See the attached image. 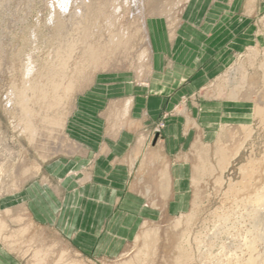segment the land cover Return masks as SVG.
I'll return each mask as SVG.
<instances>
[{
	"label": "rangeland",
	"instance_id": "374dc122",
	"mask_svg": "<svg viewBox=\"0 0 264 264\" xmlns=\"http://www.w3.org/2000/svg\"><path fill=\"white\" fill-rule=\"evenodd\" d=\"M82 1L86 5L85 23L77 41L76 56L69 63L73 73L72 88L68 93H62L67 96L64 106L59 105L45 114L48 119L63 117L67 121L77 97L103 75L121 76L132 85L146 88L150 53L142 55L146 46L141 28L145 25L149 42V22L162 25L168 37L172 35L174 24L175 34L183 20L184 0ZM53 5L54 0H0V248L18 264H117L129 259L141 243L132 240L123 253L111 259L78 254L54 231L31 224L19 208L12 212L3 205L25 185L39 182L46 163L64 158L71 152L65 125L53 133L43 130L33 142L28 139L16 116L14 96L4 77L5 60L15 66V71L7 75L11 78L17 75L16 66L31 56L34 78L41 82V70L50 60V53L61 34L54 16H51L54 10L58 12ZM117 5H120L119 9ZM239 9L246 26L240 28V38L242 41L250 31V43L242 45L226 69L202 91L183 97L176 106L164 111L151 130L156 145L168 120L172 117L182 119L183 150L182 154L171 157L170 161L175 162L172 167L176 170L169 173L172 177L181 176L185 187L175 188V193L163 188L161 173L168 168V162L165 163L164 157L160 156L159 196L153 199V189L143 188V223L156 232L147 264H173L179 254L176 247L182 245L185 230L192 240L191 258L186 264H264V172H261L255 194L238 200L236 191L232 192L240 189L246 180L241 173L243 166L256 170L264 165V120L254 118L251 111L264 87V0H240ZM110 22L114 25L110 26ZM121 30L129 42L128 50H110L112 33L118 34ZM89 45L101 52V62L97 66L83 64L80 54ZM230 68L238 69L233 75L244 74L242 76L247 79L238 95L240 121L230 115L215 126L197 124L202 126L197 130L193 120L199 115L201 106L214 111L228 101L229 86L224 80L230 77ZM69 80L70 76H67L62 87ZM32 109L34 126L39 127L42 108L37 98L33 99ZM211 119L215 120L214 117ZM245 124L248 128L242 130L241 126ZM221 148L231 158L224 171L218 166ZM199 159L208 171L192 187V178H197L193 167ZM179 164L185 167L184 171L178 170L182 167ZM249 184L251 187L253 182ZM230 185L236 188L230 189ZM195 199L197 206L193 218L187 224L172 227L176 217L190 211ZM181 220L187 219L183 217ZM197 236L202 238L203 244H198ZM8 263L2 258L1 264Z\"/></svg>",
	"mask_w": 264,
	"mask_h": 264
},
{
	"label": "crops",
	"instance_id": "0c3cea01",
	"mask_svg": "<svg viewBox=\"0 0 264 264\" xmlns=\"http://www.w3.org/2000/svg\"><path fill=\"white\" fill-rule=\"evenodd\" d=\"M218 1L191 0L175 35L167 37L162 25L149 22L148 86L137 87L121 76L98 77L77 97L65 123L71 152L46 163L41 180L12 195L5 209L19 208L32 224L54 231L78 254L111 259L123 253L144 221L143 188L153 189V199L159 196L160 156L168 162L161 173L169 174V180L162 177L163 188L175 193L185 187L181 176L169 173L176 170L171 157L183 150L182 119L168 120L156 145L151 130L164 111L202 91L251 41L250 31L240 38V28L246 27L240 0ZM218 108L201 106L195 128L215 126L230 115L240 121L238 102L228 100ZM2 258L18 264L0 248V264Z\"/></svg>",
	"mask_w": 264,
	"mask_h": 264
},
{
	"label": "bare ground",
	"instance_id": "6f19581e",
	"mask_svg": "<svg viewBox=\"0 0 264 264\" xmlns=\"http://www.w3.org/2000/svg\"><path fill=\"white\" fill-rule=\"evenodd\" d=\"M190 1L191 0L183 1L181 12L184 11L185 7L189 4ZM55 6L58 12L54 10V12L51 13V16H54L61 34L50 53V60H47L45 62L41 70V82H37L34 78V65L31 56H29L27 60L21 62L19 66H16L17 75L11 78H8L7 75L8 73L15 71V66L8 60H5V62L3 61L5 64L4 77L7 81V85L10 88L12 95L14 96V101L17 107L16 116L19 123L23 125V130L28 136V139L32 142L40 137L43 130L53 133L54 131L62 130L64 128L66 119H64L63 117L48 119L45 114H47L48 111L52 110L53 108L58 107L59 105L64 106V100H66L67 96L62 93H68L72 88L71 76L73 75V73L69 63L74 58V56H76L77 41L80 38L81 33L83 32L85 23L84 10L86 5L82 0H54L53 7ZM119 7L120 5H117L118 9ZM112 24L114 25V23L110 22V26ZM174 30L175 24L172 31L173 35H175L173 33ZM141 31L143 33V44L146 46V50L142 51V55L148 56L150 52L145 25H143ZM123 32L121 30V32L118 34L112 33L109 39L110 50L116 51L118 48L128 50L129 42L124 39L125 34ZM252 53L256 54L255 52ZM80 55H82L84 59V65L86 64L89 66L93 64L97 66L101 62V52L90 45L86 46V48L82 50ZM238 69L240 70L241 67H238ZM238 69L234 68L231 70L230 68V77L227 76L224 80L226 85L229 86V94L227 98L232 103L238 102V95L241 92L245 81L247 80L246 78H244V76H242L244 74H238V76L233 75L234 70ZM67 76H70V80L67 81L68 84L66 83V85L62 87V85L64 84V79ZM34 98H37L39 100L42 108V115L40 120L41 124L39 127L34 126L33 123L35 119L32 109ZM130 102L131 101L126 102V106L124 107L123 111L121 113L119 112L120 114L118 113L119 115H123L122 118H124L128 114ZM251 111L254 118H260L264 120V87L263 90L258 93L255 101L253 102ZM241 127L242 130H246V128H248L246 124L245 126ZM141 145L142 144H140V146ZM43 155L45 156V154ZM230 161L231 158L226 154L225 150L221 148L218 152V166L221 171H224L229 166ZM203 164L204 163H202L199 159V162L193 167L194 171L196 172L197 178H192L190 182L192 187L193 185L195 186L197 182L201 181L202 177L206 173L205 171H208V168ZM261 168H257L256 170H252V168L248 169V166H243L241 168V173L243 174L244 178H246V180L244 179L245 182H242L243 186L239 187L240 189L232 190V192L236 191V197L238 198V200H242L243 198L246 199L248 196L255 194L257 190V184L260 183L258 181L259 177L261 176V172H264V165ZM161 177H165L169 180V174L163 173ZM251 182H253V185H251L250 187L249 183ZM235 188L236 186L230 185V189ZM260 201H263V199ZM196 206V199L192 200L190 211L187 214H180L178 217H176L177 221L173 224L172 227L179 226L184 223L187 224V222H189L193 218V212L195 211L194 208ZM183 217H186L187 219L184 222H182L181 220V218L183 219ZM143 224L144 225L141 226L140 231L136 234V236H134L135 238L133 239L134 243L140 242L141 245L129 259L117 264H147V260L149 259L153 250V245L156 239V232L147 228L146 223ZM186 233L187 232L185 230L183 234L184 239L182 245L180 247H176V250H178L179 254L178 257L175 258L173 264H186V262H189L191 258V254L189 253L191 250L190 247H192V240L188 235H186ZM197 242L198 244H203L202 238L197 236Z\"/></svg>",
	"mask_w": 264,
	"mask_h": 264
}]
</instances>
